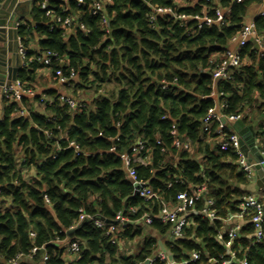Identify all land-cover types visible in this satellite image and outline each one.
<instances>
[{"label":"trees","instance_id":"obj_1","mask_svg":"<svg viewBox=\"0 0 264 264\" xmlns=\"http://www.w3.org/2000/svg\"><path fill=\"white\" fill-rule=\"evenodd\" d=\"M42 1L34 0L30 12L37 27L25 30L21 26L19 34L27 38L25 43L38 36L39 50L57 52L67 75L74 70L70 96L84 107L72 115L53 90L46 92L51 101L41 105L40 111L27 109L26 117L16 115L17 104L0 102V261L9 263L18 255L28 256L36 247L44 248L48 261L41 263L38 252L31 264H136L154 255L161 242L176 262L198 251L200 258L192 264H221L226 237L223 241L216 237L222 231V220L238 212L239 199L246 195L241 186L248 178L238 171L233 152L220 151L202 133L201 122L215 104L210 97L214 91L218 102L227 106L225 114L252 110L258 134L264 136V53L260 55L249 42L231 80L214 83L210 76V70L233 48L231 39L249 23V9L262 3L111 0L105 10L108 22L103 25L100 17L89 15L88 0L80 10L73 0H67L68 8L90 32L84 35L76 28L64 40L60 30H47V18L35 5ZM50 4L60 12L59 2ZM151 7L172 8L187 15L204 12L209 17L221 8L227 15L222 25L188 35L186 31L196 27L195 21L180 26L167 16H156L150 23ZM251 21L256 35L263 36L264 18ZM37 69L35 64L21 68L17 78L32 85ZM163 81L170 84L166 89L161 88ZM79 93H88L89 102ZM172 130L190 144V151L175 149ZM136 140L145 141L146 148L132 157ZM112 147L115 154L108 153ZM119 154L131 156L138 178L164 202H173L178 193L206 183V193L195 208L200 210L205 200H213L218 220L211 223L193 216L191 226L177 240L169 238L170 226L157 219L148 227L153 234L130 224L118 236L119 244H112L88 221L70 229L80 211L108 223L118 212L128 214L131 208L138 210L129 215L132 220L144 211L157 214L156 202L146 208L134 194ZM241 232L232 247L237 258H245L247 264H264V242L249 243L250 224ZM62 240L80 244L77 259L63 260L65 248L56 242ZM120 243L134 244L135 252L122 255Z\"/></svg>","mask_w":264,"mask_h":264},{"label":"built area","instance_id":"obj_2","mask_svg":"<svg viewBox=\"0 0 264 264\" xmlns=\"http://www.w3.org/2000/svg\"><path fill=\"white\" fill-rule=\"evenodd\" d=\"M5 1L6 0L0 2V9ZM50 1L59 2L58 7L60 12L55 11V5L52 6ZM73 1L77 10L86 6V0ZM88 1L89 15L92 17H100L102 24L107 25L108 21L105 17V10L106 6L111 3V0ZM206 1L211 2L212 0ZM259 1L264 4V0ZM235 2L239 3L240 0H235ZM33 3L34 0L29 1V7L30 4L32 7ZM67 3V0H43L39 3L36 2L35 5L39 10L44 12L45 17L47 18L46 27L49 32L60 30L64 40H66L69 34L74 32V29L76 28L84 35H88L90 31L80 21L78 16L71 12ZM178 3L183 4L184 2L180 1ZM19 4H21V2L16 0L10 10H6V17L3 18L4 25L0 26V29H4L7 33L9 31H13L15 33V38L13 39L8 38V35H6V43H8V47L3 49L8 51V48L14 44L16 47L15 54L20 58V69L25 68L30 64H35L40 67V69L51 71L55 84L58 88L68 89L70 83L75 77L74 70L70 69L67 75L66 70L64 69V60L57 52L52 50H39L37 47L38 41L31 39L25 43V39L27 38L20 36L19 29L21 26L25 25V30H29L30 27L35 29L37 27V23L32 21L30 17L31 8L28 7L29 10H27L26 15L20 14ZM226 13L227 11L217 8L215 10V15L213 17H209L204 12H202L201 15H187L184 13H178L172 8L151 7L148 19L149 22L152 23L156 16H167L178 22L180 26L186 24L188 21H195L196 27L186 31L188 35H193L197 30H201L204 27L207 28L214 24L218 26L222 25L226 18ZM256 17L264 18V11H260ZM76 19H78V21H76ZM230 42L233 48L229 49L224 54L223 58L214 69L210 70V76L214 83L218 81H229L232 79L233 71L242 63L240 53L249 42L252 43L260 55L264 53V35H256L255 27L252 21L247 23L241 31L231 39ZM4 58L5 63H7L9 58L6 54H4ZM6 66V68H8V65ZM0 75L1 80V72ZM175 81L176 80H173L172 84H174ZM169 85V83L163 81L161 88L166 89ZM26 96L34 97V88L29 84L21 82L17 77L14 81L7 80L6 78L4 84L0 85V101L17 104L18 110L16 115L19 117L28 116L27 108L21 106L22 100ZM210 97L215 100V104L207 110L204 118L202 119V133L207 135L209 138L211 137L220 151L233 152L236 155L235 163L238 171L245 174L248 180H250L253 176L254 166L257 164H263L264 159L261 162L249 163L247 156L241 150L239 135L233 128L237 122H244L245 120H248L250 118L251 110L247 109L238 114H225L223 110H225L227 106L223 102H218V94L213 91ZM59 100L69 107L72 115L80 108L84 107L83 102L76 100L65 93L59 94ZM49 101H51V98L47 95H41L38 98V104L40 105H45V103ZM262 124L264 128V122ZM171 135L174 136L175 149L182 152L190 151V144L184 142L182 138L178 137L175 130H172ZM99 136H101V134H99ZM145 148V141L136 140L131 147L132 157L143 152ZM74 150L75 153L78 154V148L76 146L74 147ZM115 152V147L110 148L108 151V153L111 154H115ZM261 154L264 157V152ZM118 157L124 165L127 178L135 187L134 194L146 204V208L149 207V204L156 202L158 205L157 214L153 215L151 212L144 211L136 219L132 220L129 215H136L138 210L131 208L128 214L118 212L115 215L114 220L108 223L100 218L87 215L80 211L77 221L70 229H74L82 222L88 221L91 222L95 228L103 231L104 235L110 238V242L112 244H119L118 236L124 233L130 224L148 228L152 225L153 220L157 219L161 224L170 226L169 238L171 240H177L181 239L184 235L183 231L191 226L193 216H200L207 219L211 223L218 220L213 200H205L204 205L200 210L195 208V203L198 202L206 193V183L199 186H191L188 190L178 193L173 202H164L145 180L138 178L135 168L131 165V156L129 154H119ZM45 202L48 203L46 200ZM222 224V231L218 232L216 237L218 241H223V237H226V241L224 242L226 256H224V258L221 257V264H247L245 258H237L236 252L232 249L233 243L241 237V231L247 224H250L252 227V234L249 238V243L254 245L264 242V204L256 196L247 194L243 195L239 199L238 212L235 214H229L224 220H222ZM56 242L65 248L62 256L64 261H72L79 257L82 248H80V244L78 242L67 240ZM38 252L42 254L40 262H47L48 255L44 252V248L34 247L28 256L18 255L14 260L5 264H31L33 256H35ZM120 252L124 256H130L133 254V250L130 251L124 248H121ZM169 257L171 259H169ZM199 258L200 253L198 251H193L188 254L186 259L176 262L167 250L163 252L159 248L154 255L147 257L145 260L137 262L136 264H192L196 263ZM214 262L215 261H212V263Z\"/></svg>","mask_w":264,"mask_h":264},{"label":"water","instance_id":"obj_3","mask_svg":"<svg viewBox=\"0 0 264 264\" xmlns=\"http://www.w3.org/2000/svg\"><path fill=\"white\" fill-rule=\"evenodd\" d=\"M16 2V0H6L3 4L2 8L0 9V26L4 25L3 18L6 17V10H10V8L13 6V4ZM20 7H24L27 11V7L29 5V1L23 2L19 4ZM8 35V38L13 39L15 38V33L13 31H9L8 33L4 29H0V41H3L4 37ZM8 52L11 54L10 59L7 60V63H5L4 54L5 51H0V72L2 73V79L0 80V85H3L6 78L7 80L14 81L18 75V72L20 70V58L15 54L16 47L13 44L8 48ZM8 65V68H6ZM10 83V82H8ZM0 119H1V105H0ZM261 120V119H260ZM235 131L238 133L240 138V147L243 153L247 156V153L249 151H252L254 153L255 162H261L264 157L259 151V145H258V130H255L253 127L249 126L248 128L245 127L243 122H237L234 125ZM252 149V150H250ZM249 163H251L248 160ZM253 173L255 175V178L258 180V185L260 187L264 186V163L259 165H255L253 168ZM73 235V232H70L68 234L69 237ZM159 248L161 251L165 252L164 247L162 246L161 242H158ZM169 259H171L169 257ZM1 264H5V262H1ZM147 264V263H146Z\"/></svg>","mask_w":264,"mask_h":264},{"label":"crops","instance_id":"obj_4","mask_svg":"<svg viewBox=\"0 0 264 264\" xmlns=\"http://www.w3.org/2000/svg\"><path fill=\"white\" fill-rule=\"evenodd\" d=\"M19 2L23 3L26 1H31V0H18ZM29 7V5H28ZM27 10H29L28 8ZM260 11H264V4L260 5L259 7H252L249 9L248 14H247V22H250V20L254 17H256V15L260 12ZM26 9L24 7H20V14H24L26 15ZM9 41V39H8ZM34 41H38V36L34 38ZM8 43H6V37H4L3 41H0V50L3 51H7L3 48H7ZM7 57L10 59V53L7 51L6 52ZM1 76V75H0ZM35 80L31 83L32 87L34 88L35 91V96L34 97H24V102L21 104L22 107H25L27 109L30 110H37L40 111L41 108H43L41 105L38 104V98L41 95H47L46 92L48 91H56L58 94L62 93V88H58L57 85L55 84V81L53 79L52 73L49 70H45V69H37L35 72ZM71 92L72 90L70 88H68ZM1 102V101H0ZM1 105V104H0ZM25 105V106H24ZM251 114H252V110H251ZM245 127L248 128L249 126L253 127L255 130H258V126L255 122H253L251 119H248L245 122H243ZM235 129V128H233ZM260 129V128H259ZM264 140V136H261V134L258 137V142H259V151L260 153L264 152V147L261 145V140ZM252 150V149H250ZM247 159L251 162L254 163L255 162V157H254V153L252 151H249L247 153ZM241 189L247 194V195H253L256 196L263 204H264V186L260 187L258 185V180L255 178V175L253 173V176L250 180H248V183L245 186H241ZM143 228V227H142ZM143 230L148 231V233H152V231L145 227L143 228ZM153 234V233H152ZM127 245H129V243H121V246L123 248H128ZM133 252H135V250H133ZM3 261H0V264Z\"/></svg>","mask_w":264,"mask_h":264},{"label":"rangeland","instance_id":"obj_5","mask_svg":"<svg viewBox=\"0 0 264 264\" xmlns=\"http://www.w3.org/2000/svg\"><path fill=\"white\" fill-rule=\"evenodd\" d=\"M69 91H70L69 89L63 88L62 93L70 95V93H72V92H69ZM79 96L81 99L86 100V103L89 102V100H90V95L88 93H84V94L79 93ZM254 115H255V113H254ZM249 119H251L253 121V114H250ZM260 140H261V145L264 147V140H262L261 138H260ZM127 247L128 248H124V249L130 250V251L135 250L134 244H132V243H129V245H127Z\"/></svg>","mask_w":264,"mask_h":264}]
</instances>
